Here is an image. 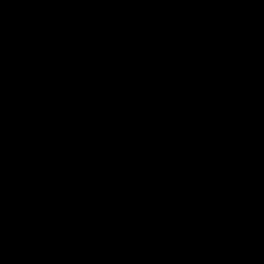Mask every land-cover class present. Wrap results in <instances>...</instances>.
<instances>
[{"label":"water","instance_id":"water-1","mask_svg":"<svg viewBox=\"0 0 264 264\" xmlns=\"http://www.w3.org/2000/svg\"><path fill=\"white\" fill-rule=\"evenodd\" d=\"M0 264H264V0H0Z\"/></svg>","mask_w":264,"mask_h":264}]
</instances>
